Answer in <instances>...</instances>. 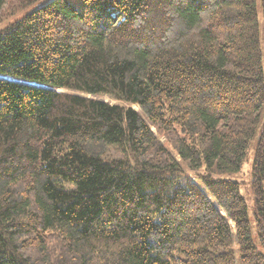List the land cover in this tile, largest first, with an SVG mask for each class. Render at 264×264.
I'll return each mask as SVG.
<instances>
[{"label": "trees", "instance_id": "trees-1", "mask_svg": "<svg viewBox=\"0 0 264 264\" xmlns=\"http://www.w3.org/2000/svg\"><path fill=\"white\" fill-rule=\"evenodd\" d=\"M262 38L264 0H49L1 29L0 264H264Z\"/></svg>", "mask_w": 264, "mask_h": 264}, {"label": "rangeland", "instance_id": "rangeland-1", "mask_svg": "<svg viewBox=\"0 0 264 264\" xmlns=\"http://www.w3.org/2000/svg\"><path fill=\"white\" fill-rule=\"evenodd\" d=\"M12 1V0H11ZM11 1L4 7V11L0 13V30L8 26L10 23H12L14 20L24 16L34 8L47 3L49 0H39L34 5H31L21 11H19L15 15H11L10 12L12 11V4ZM262 47L264 49V39L262 38ZM106 99V98H105ZM251 160H252V149L249 153V157L246 163H244L242 172L239 173L238 179L241 184V193L244 196L249 216L252 220V205H253V199H252V192L250 190V176H251Z\"/></svg>", "mask_w": 264, "mask_h": 264}]
</instances>
